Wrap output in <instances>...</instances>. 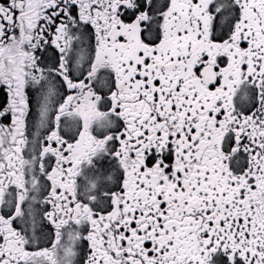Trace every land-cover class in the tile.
<instances>
[{
  "label": "snow or ice",
  "instance_id": "snow-or-ice-1",
  "mask_svg": "<svg viewBox=\"0 0 264 264\" xmlns=\"http://www.w3.org/2000/svg\"><path fill=\"white\" fill-rule=\"evenodd\" d=\"M0 264H264V0H0Z\"/></svg>",
  "mask_w": 264,
  "mask_h": 264
}]
</instances>
